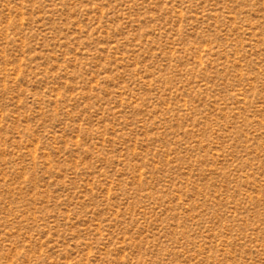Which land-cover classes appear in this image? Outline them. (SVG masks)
Returning a JSON list of instances; mask_svg holds the SVG:
<instances>
[{"label": "rangeland", "instance_id": "obj_1", "mask_svg": "<svg viewBox=\"0 0 264 264\" xmlns=\"http://www.w3.org/2000/svg\"><path fill=\"white\" fill-rule=\"evenodd\" d=\"M0 264H264V0H0Z\"/></svg>", "mask_w": 264, "mask_h": 264}]
</instances>
